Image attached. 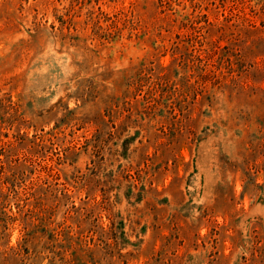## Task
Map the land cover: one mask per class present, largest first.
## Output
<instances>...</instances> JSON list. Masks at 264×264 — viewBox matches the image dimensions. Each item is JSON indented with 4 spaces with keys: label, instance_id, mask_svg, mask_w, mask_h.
<instances>
[{
    "label": "rangeland",
    "instance_id": "1",
    "mask_svg": "<svg viewBox=\"0 0 264 264\" xmlns=\"http://www.w3.org/2000/svg\"><path fill=\"white\" fill-rule=\"evenodd\" d=\"M0 264H264V0H0Z\"/></svg>",
    "mask_w": 264,
    "mask_h": 264
}]
</instances>
